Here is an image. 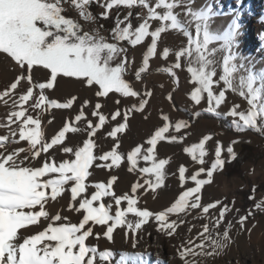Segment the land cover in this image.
<instances>
[{"label": "snow or ice", "instance_id": "snow-or-ice-1", "mask_svg": "<svg viewBox=\"0 0 264 264\" xmlns=\"http://www.w3.org/2000/svg\"><path fill=\"white\" fill-rule=\"evenodd\" d=\"M70 2L81 10L80 15L85 19L92 18L88 6L93 0ZM94 2L103 10L101 16L105 18L114 8L129 9L122 19L119 15L116 16L115 27L112 29L113 42H108L103 36L87 32L81 34L80 25L62 15L63 0H0V52L8 54L22 72L28 73L0 91V99H3L5 104L11 100L13 109L8 113L5 122L0 123V128L6 130L0 134V264H95L97 257L101 264H112L114 252H98L97 247L86 243L90 236L99 237L102 234L111 241L114 230L123 227L127 230L125 235L132 233L135 247L136 233L142 230L150 219L158 225L159 232L172 237L179 227L177 220L179 223L184 220L177 216V219L170 221V216L179 213L187 215L191 210H202V214H209L210 209H216L217 205L220 206L218 216H209L211 229L209 223L202 225L200 243L196 245L198 253L184 244H181L178 252L181 258L197 254L202 257L219 255L227 247L230 234L228 230L222 233L217 231V226L233 209L220 200L202 205L199 195L202 186L209 184L213 173L222 169L226 163L222 155L224 149L218 140L210 168L206 171L204 167H200L195 174L189 172V178L195 182V187H188L170 207L154 212L147 207H137L136 198L129 193L117 195L113 192L115 176H111L107 183L89 182V177L94 174L95 169H111L113 166H119L125 159L124 154L119 151L118 142L111 150L99 149L97 129L106 122V116L100 111V103H95L96 111L91 112V116L98 119L97 124L91 119H86L84 108L81 107L79 113L74 116V121L82 122L83 126H74V122L69 120L51 137L47 135L46 128L42 127L41 117L31 114L29 108L33 112L46 111L48 108H72L75 96L60 103L49 99L45 94L46 89L53 88L58 76L85 78L88 85L99 86L95 93L97 97H108L109 93H119L121 97H139L138 103L131 104L123 113L116 110L111 116L112 121H116L117 117H122L124 121L108 133L110 137L116 138L117 134L127 127L129 115L143 111L149 104L148 97L153 96L152 91L141 93L136 90L133 82L126 78L133 70L134 59L128 57V49L121 47L120 43L127 41L129 45L137 46L147 37H151L150 46L143 55L142 65L134 73L135 80L141 81L142 74L149 70L150 59L157 55L158 41L162 33L173 30L187 36L188 45L176 50L175 63L162 71L176 77L174 69L181 68V58H184L188 65L187 71L191 73L192 81L196 85L191 91V100L195 105H200L206 94L207 107L202 111L219 117L222 113L218 109L225 103L227 90L238 92L247 101L248 108L239 110L240 105L237 104L223 114L233 118L232 123L239 132L246 129L264 132V71L257 73L251 68H246L241 57V62L237 63L238 54L234 50V41L223 33L210 31V13L194 10L193 0ZM136 8L141 10L136 13V19L140 22L134 25L132 10ZM177 8L182 9L183 18L181 13L175 11ZM154 21H159L160 24L153 30ZM194 22L197 37L195 39L192 38L191 32ZM214 42H219V46L210 47ZM171 51L172 49L165 47L163 58L166 59ZM218 53H223L219 60L216 59ZM36 65L50 70L48 77H45L46 82L31 84L25 90L18 91L21 80L31 82V70ZM218 69L221 74L218 79H214ZM241 72L244 74L237 75ZM34 88L39 90L38 99L29 104L34 95ZM168 98L173 99L171 93ZM116 103L120 101L117 100ZM83 104L87 105L88 101L85 100ZM200 114L199 111L195 112L196 116ZM163 120L168 121L169 117L164 115ZM47 123L51 124L52 121ZM12 124H15V128L11 127ZM188 126L187 120H179L174 126L165 123L147 140L149 147L138 145L126 154L132 169L137 165L138 159L150 161L151 166L141 168L140 172L155 176V183L145 179L143 184H133L131 193H136L137 189L143 188L144 185L153 189L160 186L169 160L156 158V145L158 141L165 139L170 127L180 133L181 129H187ZM82 131L88 134V138L81 146H69L66 143L69 133ZM170 139L182 140L183 135H171ZM211 140V135H205L199 143L193 144L185 151L191 155L193 161L203 165L208 155L206 143ZM21 141L25 142L26 146H17ZM236 143L238 141L233 140L227 147L228 159L236 158L237 153L232 147ZM57 148L60 150L59 160L56 158ZM94 149L97 151L94 152ZM187 171L183 165L178 167L181 183L185 181ZM205 172L207 178L198 179L200 174ZM90 187L95 190L88 194ZM66 191L70 193V202L61 211L78 215V222H71L69 217L62 216L60 211H51L53 203L58 204V197L62 198ZM105 197H111L112 202L105 204ZM122 201L127 202L126 207H121ZM255 208L264 210V200L257 203ZM235 211L240 212L239 209ZM250 214L249 212L240 215L241 225ZM42 224H46L43 230L24 235L30 226L38 228ZM97 226L104 227L94 233ZM231 226L229 222L228 227ZM187 243L191 245L193 242L189 240ZM116 264H147V261L141 253H123ZM184 264H193V261L185 259Z\"/></svg>", "mask_w": 264, "mask_h": 264}, {"label": "rangeland", "instance_id": "rangeland-1", "mask_svg": "<svg viewBox=\"0 0 264 264\" xmlns=\"http://www.w3.org/2000/svg\"><path fill=\"white\" fill-rule=\"evenodd\" d=\"M92 4V6H88V11L92 14L91 19H85L84 16L80 15L81 10L72 5L70 0H63L64 11L62 15L78 23L81 27V34L87 32L91 35L103 36L108 42H113L112 39H109L110 36V38H112V31H103L96 21V16H101L103 10L94 0ZM192 6L194 10L200 11L201 13H206L207 11L210 13V31L223 33L234 41L236 46L234 50L238 54L237 63L241 62V57L246 68H251L257 73L264 71V52H259L256 49V45L252 43L254 32L250 30L246 24H242L239 28L236 27L235 22L239 11L232 0H193ZM120 9L125 12V14L129 11V9L125 7H120ZM132 11L136 15V13L141 10L136 8ZM175 11L181 13V17L183 18L181 8H177ZM139 22L140 21L137 20V24ZM159 24L160 22L158 21L157 25L159 26ZM191 32L192 38H197L195 22L191 27ZM187 45V36L183 35V33H176L173 30H169L166 33H162L161 39L158 41L157 53L163 59L162 52L165 47L172 49L170 54L174 55L176 50H179L181 47H186ZM120 46L127 48L128 57L134 59V65L132 66L133 70L126 78L133 82L136 90L141 93L152 91L153 96L148 97L149 104L145 106L143 111H136L129 115L127 127L123 132L118 133L116 138L110 137L108 133L115 128L118 123H124V121L122 117H117L116 121H112L111 116L116 110H120L121 113H123L131 104L138 103L139 97H121L119 93H109L108 97H97L95 93L99 90V86L88 85L85 78L58 76L57 81L54 82L53 88L46 89L45 94L49 99H55L60 103H64L67 99H71L75 96L76 100L73 102L72 108H48L46 111L35 110L34 112L29 108L31 114L41 117L42 127L46 128L47 135L51 137L64 123L69 122V120L74 122V126L82 127V122L74 121V116L79 113L81 107L84 108L86 119H91L94 124H97L98 119L92 117L91 112L96 111L94 108L95 103L101 104L100 111L101 114L106 116V122L105 125L97 129V137L99 138L97 139V144L99 149L101 151L111 150L114 144L118 142L119 151L124 154L125 159L121 161L119 166H113L111 169H95L94 174L89 177L90 183H107L111 176H115L116 180L112 184L113 192L117 195H122L124 193L133 195L137 200V207H147L150 211L154 212L161 211L164 210L165 207H170L188 187H195V182L191 181L189 178V172L195 174L200 167H204L206 171L210 168L215 158L214 149L217 140L224 149L222 155L225 157L226 161L230 160L228 159L226 149L232 144L233 140L238 141V143L232 145L236 153L239 151L241 142L258 146L264 152V132L257 131L256 129H246L243 132H239L232 123L233 118L223 114L230 111L231 108L237 104L240 105L239 110L248 108L247 101L244 97H241L238 92L233 93L230 89L227 90L225 94V103L218 109V111L222 113L219 117L212 113L202 111V109L207 107L206 94L205 99L201 101L200 105H195L191 100V91L196 85L192 81L191 73L187 71V62L184 58H181V67L185 69L186 74L183 75L179 81H174L173 91L175 93L182 89L186 101H183L182 98L178 99V101L174 99L176 105H174V107L182 113L174 110L172 111L166 106L164 96L155 94L154 91L155 76L161 74L170 75L162 71V69L167 68V66H149V70L142 74L141 81H136L134 73L138 67L142 65V62L137 63V46L127 47L122 42ZM148 46H150V44H148ZM218 46L219 42H214L210 45V47ZM222 55L223 53H218L216 59L219 60ZM49 71L50 70H45L39 65L33 66L31 70V82L21 80L20 85H18V91L25 90L31 86V84L46 82L45 77H48ZM27 74L28 73L22 72L16 61L8 54L0 52V91H3L6 85L14 82L18 77ZM220 74L221 70L218 69L217 76L214 77V79H218ZM240 74L244 73L241 72L237 75ZM222 86L223 82H221V87ZM33 92V98L30 99L28 102L29 104L33 103L35 99H38V88H34ZM232 98H236V101L232 100ZM85 100L88 101L87 105L83 104ZM117 100H119L120 103H116ZM12 110L11 100L5 104L4 100L0 99V123L5 122L8 113ZM197 111L201 113L200 116L195 115ZM164 115L169 117L168 121L163 120ZM179 120H187L189 125L188 128L181 129L180 133H176L174 127H170L169 133L165 134V139L158 141L155 148V156L157 159L169 160V164L165 166L163 182L155 189L148 185H144L143 188H138L136 193H131L130 188L133 184H143L145 179L149 180L150 183H155V176L153 174L140 172L141 168L151 166L150 161L138 159L137 165L132 169L131 162L126 159V154L138 145H143L144 148L149 147L150 145L147 144V140L155 134V131L159 127H162L165 123L174 126ZM48 121H52V123L48 124ZM11 127L15 128V124H12ZM5 132V129L0 128V134ZM171 135H177L178 137L183 135V139L172 141L170 139ZM205 135H211L212 140L206 143L208 155L205 157V163L200 165L198 161L192 160L191 155L186 152L185 149L191 147L193 144L199 143ZM87 138L88 134L83 131L75 134L69 133L66 138V143L69 146H81L82 142ZM17 146L26 145L25 142L21 141ZM59 151V148H57V160L61 158L59 156ZM95 151L97 150L94 149V152ZM181 165L188 169L183 183L179 181L178 177V167ZM90 171L92 170L90 169ZM244 171L249 178L255 182H260L262 185V183H264V158L255 162L246 163L244 165ZM206 178V172L201 173L198 177V179ZM246 188L247 184L245 181L239 178H233L229 183L226 182L225 175L221 169L213 173L212 181L202 186L201 193H199L201 196V204L206 206L207 203H214L216 200H220L233 209L232 213L226 214V219L217 226V231L221 233L224 230L229 231L230 240L227 247L221 251L219 255L202 257L197 254L195 256H187L185 259L192 260L193 264H238L244 263L246 260L248 261L249 256L253 254L257 257L260 264H264V210L255 208L257 203L264 200V188L253 194L250 198L245 199L243 197V191ZM94 190V188L90 187L88 194H91ZM58 201V204L55 202L53 203L51 211L53 213L60 211L62 216L67 215L70 217V211H61L60 209L70 202V193L66 191L62 198L58 197ZM103 202L105 204L111 203L112 198L105 197ZM126 206L127 202L122 201L121 207ZM235 209H239L240 212L237 213ZM114 210L115 205H113V211ZM219 210L220 206L217 205L216 209H210L209 214H202V210H191L187 215H185V213L173 214L169 217L170 221L177 219V216H179L183 218L184 222L179 223V220H177L179 227L177 228V233L172 237L164 234L166 242L173 244L177 249L180 248L181 244H184L198 253L199 250L196 248V245L200 243L199 234L203 231L202 225L204 223H209V216L212 218L218 216ZM249 212L251 213L249 218L241 225L239 222L240 215ZM70 218L69 220L73 222ZM229 222H231L232 225L230 228L228 227ZM45 226L46 224H42L39 227L43 230ZM103 227L104 226H97V228L94 229V233ZM209 227L211 229V223H209ZM156 228H158V225L150 219L148 224L144 225L142 230L136 233V237L141 236L144 238ZM189 229H191V231H189ZM126 231L127 230L123 227L115 229L111 241L102 234L99 237L90 236L87 241L90 240L88 244L97 247L98 252L111 250L114 252V256L118 257V255L120 256L124 253L123 251L120 253V247L133 243L132 233L128 232L127 235H125ZM29 232L30 229L26 231L24 235H29ZM22 238L20 242H22ZM189 240L193 242L191 245L187 243ZM95 263L101 264L99 257H97ZM103 264H107V262H103Z\"/></svg>", "mask_w": 264, "mask_h": 264}, {"label": "bare ground", "instance_id": "bare-ground-1", "mask_svg": "<svg viewBox=\"0 0 264 264\" xmlns=\"http://www.w3.org/2000/svg\"><path fill=\"white\" fill-rule=\"evenodd\" d=\"M232 2L235 3L236 8L239 11L235 22L236 27L239 28L242 24H246L250 28V30L254 32L252 43L256 45V49L259 52L263 53L264 52V0H232ZM157 22L158 21L153 22V30L156 26H158ZM150 41H151V37H147L141 45H137V61H138L137 63L142 62L143 55L145 54V49L148 46V44H150ZM173 63H175V54L174 55L170 54L166 59L165 58L162 59L161 56H159V54L157 53L156 56L150 59L149 66L166 65L167 67H169ZM174 71L176 72V77H172L171 75H166V74L156 75L154 81V91L155 94L164 96L165 103L168 108H170L172 111L174 110L182 113L180 110L174 107L175 100L178 101V99L182 98L184 101L186 98L183 96L182 89L174 93L173 83L175 80L179 81V79L182 78V76L185 75L186 73H185V69L182 67L180 69H174ZM161 85H163V87H161ZM169 93H171L173 97V99L171 100L168 98ZM232 100L236 101V98L234 99L232 98ZM70 217L69 218L73 222H78V218H79L78 215H73V213H71ZM40 228L41 227L37 228L35 226H30L29 233L35 234V232L38 231ZM89 241H86V243L88 244ZM119 251L120 253L123 251L124 253H129V254L141 253L144 255L147 264H184V260H185V258H181L179 256V252L176 246L170 244L169 242H166L164 234L159 232L157 228L154 229L152 232H150V234H147V236L144 238L141 236H137L135 247H133V243H130L124 247H120ZM121 256L122 255L120 256L118 255V257L114 256L112 259L113 264H116V261L119 260ZM238 264H260V263L257 257L252 254L249 256L248 261L246 260L244 263H238Z\"/></svg>", "mask_w": 264, "mask_h": 264}, {"label": "trees", "instance_id": "trees-1", "mask_svg": "<svg viewBox=\"0 0 264 264\" xmlns=\"http://www.w3.org/2000/svg\"><path fill=\"white\" fill-rule=\"evenodd\" d=\"M93 4L91 3L90 6ZM119 15L122 19L125 14L120 8H114L110 11L108 17L96 16V21L103 31L110 32L115 27L116 16ZM132 22L137 25L136 15L133 13ZM111 37V36H110ZM109 39H112L110 38ZM127 47L131 45L127 41L122 42ZM239 151L234 160L226 161L224 167L221 169L225 175L226 182H231L233 178H239L245 181L247 188L243 191V197L245 199L250 198L253 194L261 191L264 188V183L262 185L260 182H255L244 171V165L248 162H255L259 159L264 158V152L258 146L250 145L246 142H241L239 145Z\"/></svg>", "mask_w": 264, "mask_h": 264}]
</instances>
